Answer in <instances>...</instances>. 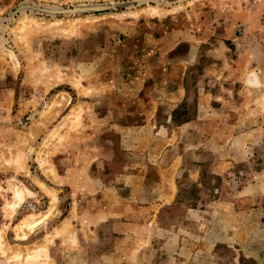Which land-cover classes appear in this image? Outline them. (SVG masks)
<instances>
[{
    "label": "rangeland",
    "instance_id": "rangeland-1",
    "mask_svg": "<svg viewBox=\"0 0 264 264\" xmlns=\"http://www.w3.org/2000/svg\"><path fill=\"white\" fill-rule=\"evenodd\" d=\"M0 264H264V0H0Z\"/></svg>",
    "mask_w": 264,
    "mask_h": 264
},
{
    "label": "bare ground",
    "instance_id": "bare-ground-1",
    "mask_svg": "<svg viewBox=\"0 0 264 264\" xmlns=\"http://www.w3.org/2000/svg\"><path fill=\"white\" fill-rule=\"evenodd\" d=\"M19 191H17V193H18Z\"/></svg>",
    "mask_w": 264,
    "mask_h": 264
},
{
    "label": "crops",
    "instance_id": "crops-1",
    "mask_svg": "<svg viewBox=\"0 0 264 264\" xmlns=\"http://www.w3.org/2000/svg\"><path fill=\"white\" fill-rule=\"evenodd\" d=\"M65 180H66V178H65Z\"/></svg>",
    "mask_w": 264,
    "mask_h": 264
}]
</instances>
